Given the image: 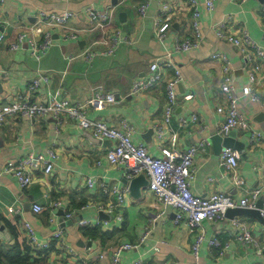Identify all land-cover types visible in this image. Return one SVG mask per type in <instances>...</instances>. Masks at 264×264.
Masks as SVG:
<instances>
[{
  "label": "crops",
  "instance_id": "0c3cea01",
  "mask_svg": "<svg viewBox=\"0 0 264 264\" xmlns=\"http://www.w3.org/2000/svg\"><path fill=\"white\" fill-rule=\"evenodd\" d=\"M164 1L168 0H124L120 4L119 0H0V36L4 37L0 46V105L19 98L44 104L53 95L70 104H82L95 88H101L113 94L117 103L88 111V119L119 130L122 123L132 126L131 140L144 144L153 157H160L159 148L163 146L185 151L206 141L209 145L197 153L192 165L191 193L200 197L224 193L236 202L245 198L252 201V192L264 181V64L257 62L262 66L257 77L259 101L251 103L241 89L248 81L247 67L254 62L245 65L237 51L216 36L212 26L228 20L227 32H247L264 50V0H217L211 12L200 6L199 30L203 40L198 48L184 53L175 52V40L192 37L188 17L181 15L182 21L173 22L163 43L155 40L154 25ZM179 1L183 3L181 12L186 13L185 0ZM142 4L148 5L144 15L138 10ZM87 8L97 12L113 8L111 30L118 33L120 40L112 53H106V46L99 43V31H86ZM66 11L73 16L63 28L48 27L40 20L42 13ZM70 31L78 32L77 39L65 38ZM45 32L51 35L52 44L42 50ZM33 45L39 47V58L32 53ZM87 50L91 59L84 56ZM168 54L172 67L159 70L166 77L178 70L182 82L177 87L173 114L165 123L164 83L134 96L130 95V88L148 77L153 60ZM213 54L227 57L235 103L249 121L247 131L231 133L245 148L243 157L239 154L235 173L242 186L234 184L229 172L219 167L221 151L217 154L210 141L212 136H219L224 119L216 108L226 104L220 90L222 63L212 60ZM34 80L38 81V89L29 93V84ZM187 95L191 98L184 100ZM193 116L196 122L192 121ZM114 146L108 140H95L89 131L67 117L58 121L8 118L0 128V247L13 255L27 256L29 263L36 264H81L79 256L91 264H111L113 251L124 243L138 245L123 251L119 264H264V223L237 215H229L221 222H201L203 241L195 258L191 247L199 232L191 231L184 223L175 224V212L169 208L157 218L163 207L148 186L142 188L139 196H132L124 168L110 166L107 160L106 154ZM30 155L50 160L52 171L48 176L42 171L34 172L32 184L21 188L2 171L6 163H19ZM87 178L95 182L92 188L87 187ZM118 193L123 194L122 203L117 201ZM259 201L264 203V192L253 202L254 206ZM109 204L112 208L106 209ZM33 206L43 211L36 214ZM8 208L14 213L9 214ZM233 218L247 223L254 243L243 245L238 241L239 232L230 222ZM24 223L30 225L36 244L49 245L45 255L37 256L43 250L27 246ZM59 232L62 238L55 240ZM211 240H217L223 255L209 243ZM26 247L30 248L28 252ZM67 249L77 257L67 254ZM259 250L261 255L256 254Z\"/></svg>",
  "mask_w": 264,
  "mask_h": 264
},
{
  "label": "built area",
  "instance_id": "2783aa9c",
  "mask_svg": "<svg viewBox=\"0 0 264 264\" xmlns=\"http://www.w3.org/2000/svg\"><path fill=\"white\" fill-rule=\"evenodd\" d=\"M245 2L246 0H239ZM124 0H119V4ZM217 0H185L186 13L181 12L183 3L179 0H168L161 4L160 14L154 25L155 40L163 43L166 34L171 30L173 22L177 19L182 21L188 17L190 35L192 37L183 40H175V52H188L198 48L203 36L199 30V19L201 17L200 6L206 12H211L215 8ZM148 9L147 4L139 6L138 10L141 15H144ZM261 11L264 14V4L261 6ZM182 13V14H181ZM85 14L89 20V25L86 31H99L102 35L100 44L106 46V53H112L113 48L119 43L120 37L117 32L111 30V22L113 17V8H109L104 12H97L90 8L85 10ZM73 16L71 12H63L62 14H44L40 15V20L48 27H65L66 23ZM228 20L212 26L216 36L221 40L230 44L237 54L243 58L245 65L254 62L255 65L247 67V84L241 89L242 95L245 96L251 103L259 101L258 84L260 79L257 78L261 72L264 64V50L260 48L249 36L247 32H240V34H233L227 32ZM77 33L70 31L65 34L67 39H77ZM110 34H112L111 37ZM4 42V37L0 36V46ZM51 35L48 32L43 33V40L40 49L48 48L51 45ZM14 48V46H12ZM39 48V47H38ZM36 45L32 47V53L36 55L38 50ZM90 50L85 51V57L91 59ZM35 57L39 58L38 55ZM171 56L168 54L161 58H156L149 64V75L145 80L136 81L130 88V95H138L146 93L156 86L164 83V104H163V120L165 123L170 121L173 110L177 104V87L182 82L181 73L174 69L172 75L163 76L160 72V67L170 68L172 62ZM212 60H217L222 63V83L220 86L221 93L225 97L226 104L217 106L216 113L224 117L219 126L217 134L222 137H228L234 130L247 131L249 129V121L244 118L240 109L235 103L236 97L233 94L234 85L231 74V68L227 57L223 54H213ZM261 63V65L257 64ZM38 81L34 80L29 84L28 92L32 93L38 89ZM190 95L183 96L184 100H189ZM117 103V99L113 94L105 93L101 88H95L87 100L82 104H70L67 101L59 100L56 95L50 96L47 103H29L23 98L6 104L0 105V128L5 124L8 118H29L42 120L45 118H52L55 121L62 117L70 118L75 121L79 128L84 131H89L95 140L100 142L108 140L114 142L115 146L106 154L110 166L122 167L126 173V180L131 181L140 174H145L148 178V191L153 194L157 203L163 207L157 218L164 214L165 209L169 208L175 212V224L184 223L191 231H198L191 251L195 258H198V249L203 241V233L201 230V222L207 220L210 222H221L225 220L226 213L234 209H255V200L264 192V181L257 189L252 192V201L242 199L236 202L229 195L224 193H211L207 197L195 196L191 193L190 184L193 179L192 165L198 152H204L208 144L206 141H201L198 145L191 146L185 151H179L175 148L160 147V157L151 156L144 144H135L131 140V134L134 132L132 126L122 123V129H115L107 126L102 121H92L87 118V112L90 110H102ZM192 121L196 122L197 118L192 117ZM185 123L184 120L181 121ZM157 133L160 129L155 127ZM259 138V136H257ZM175 141L174 138L171 139ZM53 157V155L51 154ZM240 155L236 150L230 148H223L220 152L219 167L229 172L231 180L234 184L242 186V181L236 178V170ZM42 171V174L48 176L52 171V164L50 160H46L40 155H30L19 163L8 162L3 168L2 173L14 178L21 188H26L34 181L33 173ZM95 182L92 178L86 179L88 188H92ZM117 201L122 203L124 201L123 194H117ZM57 204L56 206H58ZM101 210L103 209L100 207ZM109 204L106 209H111ZM33 212L38 214L43 211L39 206H33ZM261 217L264 219V203L259 209ZM8 213H14L12 208H8ZM69 219L70 215H66ZM231 225L234 230L239 232L238 241L243 245L254 243V239L248 230L247 223L239 218L231 219ZM82 225H85L83 223ZM23 229L27 237V246L36 250H47L48 244L38 245L35 242L32 230L28 223L23 224ZM55 240L62 238V232L54 236ZM145 236L140 239L142 243ZM213 247L219 250V255H223V248H220L217 240L209 242ZM138 245V244H137ZM137 245L124 243L120 244L112 253L111 264H119L120 254L123 251L136 248ZM69 250V251H68ZM71 249H67V254L76 258L77 254ZM257 255H261L259 250ZM81 264H91L87 259L78 257ZM101 258V256H100ZM195 264H199L196 261Z\"/></svg>",
  "mask_w": 264,
  "mask_h": 264
},
{
  "label": "water",
  "instance_id": "95a60500",
  "mask_svg": "<svg viewBox=\"0 0 264 264\" xmlns=\"http://www.w3.org/2000/svg\"><path fill=\"white\" fill-rule=\"evenodd\" d=\"M211 143L215 149V152L218 154L223 148H231L236 150L241 157H243L245 153L244 144L236 142L233 135L230 134L228 137L221 138L217 135H214L210 138ZM148 179L145 174H140L137 177L133 178L129 184V191L130 193L139 196L142 193V188L148 186ZM134 197V196H133ZM262 203L259 201L255 205V209H234L229 210L226 213V217L229 215H237L243 217L254 218L260 223H264V219L261 217L259 209L261 208ZM100 218L103 217V214H99Z\"/></svg>",
  "mask_w": 264,
  "mask_h": 264
},
{
  "label": "trees",
  "instance_id": "16d2710c",
  "mask_svg": "<svg viewBox=\"0 0 264 264\" xmlns=\"http://www.w3.org/2000/svg\"><path fill=\"white\" fill-rule=\"evenodd\" d=\"M28 247L25 248V252H28ZM48 250H43L37 253V256L45 255ZM27 257V256H26ZM26 257H19V254L13 255V252L10 250L4 249L0 247V264H36V263H29L27 260L29 258ZM38 261V260H37Z\"/></svg>",
  "mask_w": 264,
  "mask_h": 264
}]
</instances>
